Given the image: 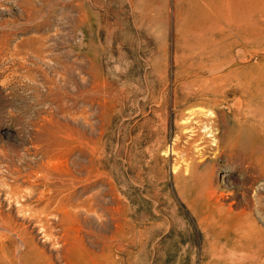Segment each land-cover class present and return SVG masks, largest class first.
Returning <instances> with one entry per match:
<instances>
[{"label": "rangeland", "instance_id": "obj_1", "mask_svg": "<svg viewBox=\"0 0 264 264\" xmlns=\"http://www.w3.org/2000/svg\"><path fill=\"white\" fill-rule=\"evenodd\" d=\"M221 4L0 0V178L70 170L52 197L76 208L75 264H264V0L240 7L246 30L182 29Z\"/></svg>", "mask_w": 264, "mask_h": 264}, {"label": "bare ground", "instance_id": "obj_2", "mask_svg": "<svg viewBox=\"0 0 264 264\" xmlns=\"http://www.w3.org/2000/svg\"><path fill=\"white\" fill-rule=\"evenodd\" d=\"M245 2L246 0H222V4L220 6L218 5V9H216L217 13L206 17L203 25L193 28V26H189L186 23V25L184 24L185 26H183L182 29H186L188 31H194L196 29L197 31L208 34L214 31V33H216V30H219L222 24H226L225 31H228V33H233L235 31L239 32V30H246L247 28H249V21L245 16L247 14V11H244V7L240 8ZM250 28L252 29L251 26ZM243 41H245V39ZM221 65L222 64H217L215 66L212 65L210 68H220ZM205 69L208 70L209 67H205ZM223 70L225 69H222L220 71L221 75L219 74V76H217L216 78L205 81V83L201 85L199 89H197V95L201 96L204 99H207L209 95L217 97L220 94L218 90H224L220 89V87L223 80L227 78V74ZM210 82H212V84H209ZM249 82L250 81H248V83ZM230 85L233 86V82L230 83ZM246 91L247 90H244L243 86L237 84L234 85V89L230 93L239 92L244 96ZM252 92L255 97H260L261 91L259 83L254 84ZM231 95L234 96V94H230V96ZM203 129L206 134L212 135V127L204 124ZM220 145V143L217 145V150L219 149ZM201 149H203V147H199L198 150L201 151ZM33 164H31V166L33 167H30L31 170L30 168L29 170H10V181H8V179L6 181V179H4L5 177L0 178V264H52L53 261L57 264H75L74 253L76 251V248H78V244L76 243V238L71 236V232L73 229H71L72 226L70 224L73 221V218L76 216V211H74L76 210V208H73L75 214L71 209H69L70 204L68 203L71 200L70 198L67 199V202L63 203L62 200L59 201L58 199L57 201L56 198L52 197L54 191L56 192L61 189H64V191H68L69 188H72V174H70V170L66 169L67 167L65 168V170H52L50 168L51 165H49V162L47 160L42 161L41 159H39L34 165ZM260 171L264 172V155H260ZM6 173L8 174V172ZM89 176L90 175H88L86 178H88ZM86 178L84 179V181H82V184H85L87 182ZM96 178L99 177L96 175ZM222 178L221 181H219L218 179H215L213 175H211L210 177L211 181L215 180V189L222 190L221 194L219 195L221 199L229 196V194L227 193L229 187L225 185ZM23 184H25L26 186L21 189ZM203 184L205 183L203 182ZM210 184L211 183H206L207 186L204 185L206 187L203 190H206V192L204 191L205 194L202 195L203 198L211 194ZM58 194L59 193H57L56 195ZM2 204H6L5 214L1 212V210H3ZM75 224L77 225L76 222ZM77 228H79V226ZM77 228L74 229L77 231ZM73 233L75 232L73 231ZM12 237L15 239V244L12 246V251L6 252L5 246L9 247L13 244ZM34 242L36 244H39L40 248L37 247L38 245L36 246ZM45 252L48 253V255H45Z\"/></svg>", "mask_w": 264, "mask_h": 264}]
</instances>
